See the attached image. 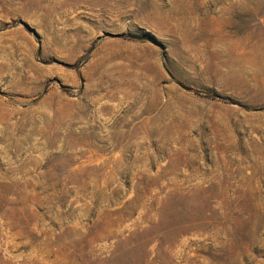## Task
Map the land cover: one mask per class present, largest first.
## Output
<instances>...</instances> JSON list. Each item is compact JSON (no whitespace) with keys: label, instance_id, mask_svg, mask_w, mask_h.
<instances>
[{"label":"rangeland","instance_id":"obj_1","mask_svg":"<svg viewBox=\"0 0 264 264\" xmlns=\"http://www.w3.org/2000/svg\"><path fill=\"white\" fill-rule=\"evenodd\" d=\"M0 264H264V0H0Z\"/></svg>","mask_w":264,"mask_h":264}]
</instances>
